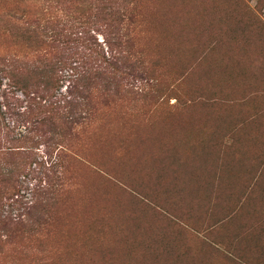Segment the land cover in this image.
<instances>
[{"label":"rangeland","instance_id":"obj_1","mask_svg":"<svg viewBox=\"0 0 264 264\" xmlns=\"http://www.w3.org/2000/svg\"><path fill=\"white\" fill-rule=\"evenodd\" d=\"M117 2L126 17L122 31L141 51L129 61H145L149 72L133 76L135 68L128 63L126 74L92 81L93 103L101 101L95 97L106 83L113 97L109 108L99 110V121L85 126L78 140L64 141L65 153L75 161L68 163L64 195L50 214L49 233L31 240L20 234L6 243L0 254L3 264H141V249L135 245L153 241L157 225L163 241H189L187 233L173 230L161 215L188 231L214 228L226 215L217 195L234 192L232 207H238L249 190L244 177L257 176L264 166V0ZM12 3L0 0L1 6ZM22 5L32 6L38 29L34 33L46 42L25 57L26 63L31 59L42 73L51 64L59 69V61L73 66L80 54L89 58L85 61L91 67L98 66L97 54L72 43L75 35H70L81 31L75 27L86 28L82 16L95 13L94 8L77 0H23ZM89 21L88 47L106 56L105 24L95 15ZM3 34L0 54L8 59L19 47ZM37 71L30 74L33 82L39 81ZM67 85L61 83L59 93ZM0 90L8 92L3 76ZM15 94L23 109L25 97ZM6 123L12 126L9 118ZM44 143L39 140L34 150L37 161L44 156ZM234 153L251 161L243 159L235 168L237 163L230 161ZM226 173H239L242 179L231 187L220 186L227 181ZM19 181L27 186L35 182L23 176ZM259 194L249 203L254 205ZM22 195L30 201L29 192ZM9 212L4 206L3 214ZM17 213L11 210L13 217ZM243 217L245 222L252 219ZM213 239L222 243L225 235ZM254 247L255 242L246 259L261 264L262 253Z\"/></svg>","mask_w":264,"mask_h":264},{"label":"trees","instance_id":"obj_2","mask_svg":"<svg viewBox=\"0 0 264 264\" xmlns=\"http://www.w3.org/2000/svg\"><path fill=\"white\" fill-rule=\"evenodd\" d=\"M77 1L87 3L91 10L93 8L95 10L93 14L82 16L85 17L86 22L83 24L86 28L94 15L104 22L108 36L105 39L108 52L105 56L89 48L90 41L86 35L88 30L75 27L81 31H77L79 36L76 35V31L70 32V35H75V38L71 39L74 41L72 43L81 44L82 47L85 46L96 53L100 60L98 66L91 67V63L85 61L87 57L79 54L73 58V66L65 61L63 63L59 61V69L51 64L42 73L38 72L39 68L32 64L31 59H28V63L25 62V57L30 58L29 54L35 48L46 44L40 38L41 34L34 33L38 29H35L36 22L32 21L35 20V14L31 11L32 6L22 5L23 0H13L12 5L7 7L0 5V32L3 31L11 37L19 47V50L8 59L0 54V77L6 78L8 90V92L0 90V107L4 108V111L0 109V244L2 246V249L0 246V254L5 250L6 243H13L20 234L25 235L24 238L27 240L48 235L50 214L64 195L68 163L75 161L65 153L67 147L64 141L78 140L85 126L89 125V128L99 121L97 119L99 110L109 108L113 97L110 84L106 83L101 88V96L95 97L101 101L93 103L91 94L96 87L92 81L109 80L114 75L126 74L125 70L130 68V63H133L131 67L135 68L133 76L142 78L149 72L145 61L138 59L134 62L129 61L131 55L140 54L141 51L135 49L139 43L135 40L129 43L131 40H127V34L122 31L121 24L126 17L118 0ZM93 4L94 6H91ZM2 28H9L11 31L6 33ZM140 32L141 30H138L139 37ZM21 50L25 53L21 54ZM63 70L65 74H62ZM36 71V75L39 74L37 76L39 81L33 82L36 78L31 77L30 74ZM63 82H68V85L64 93H59L60 84ZM16 92L21 93L26 99V106L23 109ZM6 118L11 120V127L6 123ZM35 136H38L37 139ZM39 140L45 142L42 144L44 156L37 161V152L34 150L38 149ZM230 157V161L237 163L235 168L242 164L243 159L251 161V158L236 156V153ZM257 159L258 157L252 158L254 162ZM33 164L35 168H32ZM20 176L35 182L27 186L25 181H19ZM225 176L227 181L222 180L221 177L220 186L231 187L237 180L242 179L239 173H226ZM185 180H190L189 174ZM243 180L244 188L249 190L243 203L238 207H232L234 205L232 197L237 195L234 192L217 195L218 201L223 205L220 211L226 212V215L214 228L200 231L190 227L192 231H188L176 222H168L167 217L161 215L164 221L173 225V230L187 233L189 241L180 238L176 242L163 241L158 234L157 225V233L153 236V241L148 240L146 246L144 242L135 245L140 246L138 248L141 249L138 255L141 264H254L246 259L251 253L250 244L254 242V248L260 249L261 258H264V166L257 176H245ZM251 183V187L247 188ZM150 190L155 194V187ZM23 191L30 193V201L22 195ZM256 191L260 193L259 200L253 205L249 201L256 195ZM150 196L152 195H147ZM146 200L151 202L148 198ZM213 201H217V197ZM4 206L10 208V212L6 215L3 214ZM12 209L18 212L15 217L11 215ZM212 212L214 210H211ZM243 216L252 218L249 222L256 220V223L245 222ZM220 235H225V241L214 242L213 236ZM159 247L162 249L159 250ZM207 249L212 254L208 253ZM198 253L202 255L199 256ZM203 253L208 254L207 257ZM135 255L136 253L130 259ZM0 264L3 263L0 261Z\"/></svg>","mask_w":264,"mask_h":264}]
</instances>
